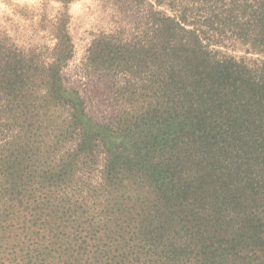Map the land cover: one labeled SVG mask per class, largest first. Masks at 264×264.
Returning <instances> with one entry per match:
<instances>
[{"label":"trees","instance_id":"obj_1","mask_svg":"<svg viewBox=\"0 0 264 264\" xmlns=\"http://www.w3.org/2000/svg\"><path fill=\"white\" fill-rule=\"evenodd\" d=\"M167 6L89 49L109 123L65 82L68 33L53 60L0 43V264H264V0Z\"/></svg>","mask_w":264,"mask_h":264},{"label":"rangeland","instance_id":"obj_2","mask_svg":"<svg viewBox=\"0 0 264 264\" xmlns=\"http://www.w3.org/2000/svg\"><path fill=\"white\" fill-rule=\"evenodd\" d=\"M155 3L156 0H75L68 4L61 0H0V43L30 51L28 58L32 60H53L58 42L55 34L68 33L74 51L64 71L65 82L87 100L88 111L95 120L109 123L124 108L113 100L116 89L112 76L116 74L91 71L86 64L90 60L89 49L94 40L108 36L137 44L143 39L139 18L151 5L172 14L168 0L161 6ZM58 19L60 31H56ZM222 50L237 58H253L240 44L235 49ZM108 52L105 50L102 60H120L119 51ZM141 74L137 68L135 77L139 79Z\"/></svg>","mask_w":264,"mask_h":264}]
</instances>
